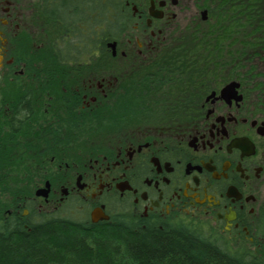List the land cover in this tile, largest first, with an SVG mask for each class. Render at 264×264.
<instances>
[{
	"label": "flooded vegetation",
	"instance_id": "obj_1",
	"mask_svg": "<svg viewBox=\"0 0 264 264\" xmlns=\"http://www.w3.org/2000/svg\"><path fill=\"white\" fill-rule=\"evenodd\" d=\"M0 101L38 146L24 218L181 224L264 264V0H0Z\"/></svg>",
	"mask_w": 264,
	"mask_h": 264
},
{
	"label": "trees",
	"instance_id": "obj_2",
	"mask_svg": "<svg viewBox=\"0 0 264 264\" xmlns=\"http://www.w3.org/2000/svg\"><path fill=\"white\" fill-rule=\"evenodd\" d=\"M6 124L0 127V264H263L257 250L227 249L181 224L24 218L36 182L24 178L35 170L30 159L38 146L16 122Z\"/></svg>",
	"mask_w": 264,
	"mask_h": 264
},
{
	"label": "water",
	"instance_id": "obj_3",
	"mask_svg": "<svg viewBox=\"0 0 264 264\" xmlns=\"http://www.w3.org/2000/svg\"><path fill=\"white\" fill-rule=\"evenodd\" d=\"M49 189H50V184H46L45 187L43 188H40L38 191H37V196H41V197H45L47 198L48 194H49Z\"/></svg>",
	"mask_w": 264,
	"mask_h": 264
},
{
	"label": "rangeland",
	"instance_id": "obj_4",
	"mask_svg": "<svg viewBox=\"0 0 264 264\" xmlns=\"http://www.w3.org/2000/svg\"><path fill=\"white\" fill-rule=\"evenodd\" d=\"M2 110V109H1ZM1 110H0V112H1ZM5 119H3V118H0V127H1V125H2V123H3V125L5 124ZM35 186L34 187H32V193H33V191H34V189L37 187V185L36 184H34ZM71 219V218H70ZM75 221H77V220H75ZM254 250H257V249H254Z\"/></svg>",
	"mask_w": 264,
	"mask_h": 264
},
{
	"label": "bare ground",
	"instance_id": "obj_5",
	"mask_svg": "<svg viewBox=\"0 0 264 264\" xmlns=\"http://www.w3.org/2000/svg\"><path fill=\"white\" fill-rule=\"evenodd\" d=\"M41 218H43V217H41ZM41 218H40V219H41ZM40 219H38V220H40ZM38 220H36V221H38Z\"/></svg>",
	"mask_w": 264,
	"mask_h": 264
}]
</instances>
